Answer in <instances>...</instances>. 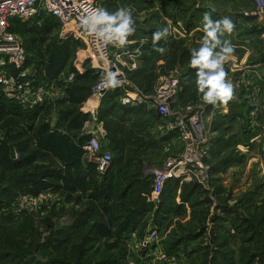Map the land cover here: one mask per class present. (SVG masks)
<instances>
[{"label": "rangeland", "instance_id": "rangeland-1", "mask_svg": "<svg viewBox=\"0 0 264 264\" xmlns=\"http://www.w3.org/2000/svg\"><path fill=\"white\" fill-rule=\"evenodd\" d=\"M140 1L108 0L103 8L109 13H114L121 7L130 8L136 30L129 37L139 41L146 38L147 41L143 44L146 43L144 46H149V43L151 44L149 34L154 31L153 28L160 30L165 26L162 24L163 21L158 22L165 13H155L144 4L147 1ZM155 20L157 23H154ZM13 24L12 31L22 38L26 52L22 65L26 73L25 79L29 80L34 87H44L46 96L41 104V107L44 106L42 113L34 121L28 120V123H25L20 119L9 121L0 117V146L13 147V160H18L22 154H27V152L21 154L19 151L24 148L22 144L26 142L29 151L37 152L38 138L33 127L37 128L43 122L57 133H76L78 138L84 136L83 142L80 143V162L86 166L89 162L85 158V150L82 146L88 134L84 123L89 121L86 128L91 127L95 117L84 113L81 110L83 103L78 105L73 102L75 98L71 100L69 96L70 101L65 102L62 99L68 98L69 93L65 90H68L70 86H76L72 84L77 81L78 74H83L87 68L95 71L92 57L85 50V46L66 38L61 33L60 24L46 15L24 23ZM158 42L160 43H157L156 47L164 44L162 39ZM133 53H138L137 48ZM172 53L174 52L169 50L162 56L164 61L167 60L165 65L161 64L164 61L158 63L159 56L156 54L155 61L150 65L149 63L142 65V72L139 71L136 62L131 63L130 68L135 69L130 73L131 76L128 78V72H124L126 79L131 82V89H137L149 95L152 94L158 81L168 77L176 79L180 90L183 84V87L187 89V97L194 101L202 100L201 97L194 96L196 95L195 72L191 78L183 82L181 72L170 70L174 64ZM8 69L7 72L11 74L17 73L15 68ZM58 72L62 73L60 79H58L60 74H57ZM252 74L250 77L246 74L241 75L236 80V88L243 94L246 93L251 100V111L244 124L246 123L249 132L250 130L254 132L253 143L250 144V135H247V138L242 136L235 148L225 151L224 154L227 155L221 156L220 161L229 162L219 166L221 163L217 162L218 157L213 151L215 120L211 117V113L206 115L202 111L199 122L205 150L202 162L208 167L203 179L192 175L188 178L181 175L170 178L164 183L157 199L151 198L155 171L161 169L168 159L179 154L182 143L174 131H166L164 128H159V125H155V135H157L155 140L157 143L160 141L166 143L164 148L158 147L157 150L152 151L142 148L125 153L126 158L138 160V157L147 151L150 159L146 166H144L145 163L134 165L128 173L136 172L138 178L142 174L146 175L149 177V183L137 181L133 188H129V184L136 181L137 177L126 176L123 180L118 178L113 182L114 177L111 181L113 184L116 183V186L112 188L108 185V180L104 184L105 174L99 175L97 172L96 174L92 172L93 181H95L90 184L92 194L105 192L108 199H102L104 196H101V193L100 199H96L93 203L94 210L92 208L85 219L79 216L82 215V210H86L91 200L86 197L87 193L84 190L70 188L66 179L62 178L56 182L53 177H47L44 181L46 186L43 187H36L28 182L11 183L12 190L8 191L6 196H0V231L14 230L18 232V239L16 241V235L10 236L7 246L0 249V252L10 251L11 254V259L2 260L0 264H25L31 257L38 260L39 264L49 263L50 257H55L64 264H95L103 259L109 260L106 264H264V165L258 170L254 168L257 173L262 172L257 174L260 180L254 178L251 185L247 187L240 181V177L244 176V171L240 170L246 166L250 150L258 143L257 138L261 140L264 138V118L261 119L259 115L261 114V95L264 92L260 84L258 86L254 84V79H260L262 75L259 71ZM49 75L56 76L49 77ZM67 75L72 76L74 80L65 83L63 76ZM249 78H253V83ZM87 83L90 81L85 84ZM92 83L93 81L90 84ZM110 91L112 90L110 89L104 95ZM0 95H2L1 92ZM92 95L94 96L93 92H91ZM10 104L24 109L16 102ZM187 105L193 106L195 111L204 109V104L193 101L181 102L178 98L171 108L173 107L175 115L183 117L182 108ZM205 105L208 106V104ZM36 108L32 106L30 110ZM66 108L72 110L79 108L83 114L87 115L79 129L67 130L68 120L65 121L64 115L62 116ZM135 126L142 127L140 123H136ZM222 131L225 132L224 129ZM222 149L225 148L222 147ZM156 155H159L157 166L153 162ZM234 162L236 168H241L236 172L240 176L238 181L218 182V178L221 177L218 171L225 173ZM53 164L52 167H59L62 170L61 174H65L63 165L58 160L53 159ZM147 167H149L148 170ZM90 169L91 166L88 167V170ZM2 170L3 167L0 165V175L3 173ZM13 173L16 174L13 171L6 172L5 177L9 179ZM223 176L224 174L222 178ZM141 196L145 197L148 205L145 210L135 214L134 205L141 200ZM102 205L105 206V210L102 209ZM126 218L128 222H131L130 226L118 237L112 235V231L106 233L103 230V226L108 225L112 220L118 219L117 222L119 220L122 222ZM78 224L82 225L78 227ZM82 226L84 230L81 229ZM20 227H30L32 235H29L28 231L20 230ZM70 227L74 229L70 231L69 242L59 243L63 238L64 230ZM109 228L113 229L114 226L111 224ZM3 233L5 234L4 231Z\"/></svg>", "mask_w": 264, "mask_h": 264}, {"label": "crops", "instance_id": "crops-1", "mask_svg": "<svg viewBox=\"0 0 264 264\" xmlns=\"http://www.w3.org/2000/svg\"><path fill=\"white\" fill-rule=\"evenodd\" d=\"M107 1L103 0V6ZM144 4L148 5L150 10L155 13H165V16H161L158 22L163 21L162 24L165 25L164 28L169 30V35L166 38H162L164 44L157 47L156 45L154 46L152 40L153 33L159 30L156 27L149 34L151 38V44L149 43V46H144L146 43L143 44L147 41L146 38L139 41L128 37V43L119 50L120 52H124L121 68L125 73H131L133 71L134 68H130L132 62H136L139 71L142 72V65L147 63L150 65V63L155 61L156 54L159 56V63L164 61L162 56L166 55L169 50H172L174 53L171 56H173L174 64H172L170 70L181 72V80L184 82L186 79L191 78L194 72L196 74L198 71L197 68L191 66L190 61L192 50L201 47L202 39L205 35L203 31L204 14L208 13L214 21L220 20L225 16L233 21L235 25L233 32L231 34L225 33L220 39L222 41H230L234 49L224 64L226 80L233 84L234 99L230 100L227 105L217 102L216 105L208 104L207 106L205 105L207 103L203 100L194 101L187 97V89L183 87V84L178 93V101H193L204 104L203 114L206 113L207 115V113H211V117L215 120L216 125L213 151L218 157L217 162L221 163L219 166L227 164L229 161H220L222 155L223 157L227 155L224 152L231 151L232 148H235L236 143H238V140L242 136L247 138V135H250V144H252L254 135L253 131L250 130L249 132L246 123L244 124L245 119L248 118L249 112L251 111V100L246 93L243 94L242 91L240 92L236 88V80L243 74L250 77V74L252 76L253 72L259 71L262 76L260 79H254V84L257 86L260 84L261 90L264 92V24L254 15L255 0H147ZM154 23H157V20ZM136 48L138 50L137 54L133 53ZM156 48H163L165 51L161 53L156 51ZM216 51H219V48ZM126 52L132 56L128 57ZM166 61L161 64L165 65ZM60 75L62 73L58 75V79L61 78ZM69 76H63L65 83L74 80L72 76ZM194 78L197 79V76ZM249 79L252 82L253 78ZM194 86L196 87V95L194 96L198 98L202 97V94L198 93L196 83ZM91 92L92 87L90 96L83 102L81 110L84 113L91 114L95 119L92 120V125L88 128L86 126L90 122L85 121L84 128L88 135L92 131H95L99 135L101 143L111 154L116 151L127 152L142 148H146L147 151L157 150L158 147L164 148L166 143L164 144V142L160 141L158 144L155 140L157 139L155 125L158 123L159 117L153 110L141 105H123L119 102V99L111 97L112 95L110 96L108 93L101 98H97L93 95L91 96ZM263 94L261 95V114H259L261 115V119L264 118ZM105 122L110 126V130L108 131H106L104 126ZM136 123H140L142 127L137 128L135 126ZM114 127H117L118 130L113 131L112 129ZM257 140L258 143L255 144V148L250 150L249 156L247 155L248 160L246 166L240 170L242 172L244 171V176L240 177L236 174L238 169L241 168H236L234 162L225 173L218 171V175L221 176L218 178V182H236L240 177V181L247 187V185H251L254 178L260 180V176L257 174H261L262 172L257 173L254 168L258 170L264 165V138L262 140L257 138ZM222 147L225 149L223 150ZM147 151L142 153L138 157V160H131L130 163L126 161H112L113 163L106 173L107 178H114L127 165H129L128 167H132L145 163L144 166H146V163L150 159L147 156ZM158 156L156 155L153 158L156 166L159 161ZM223 174L224 176L222 178Z\"/></svg>", "mask_w": 264, "mask_h": 264}, {"label": "built area", "instance_id": "built-area-1", "mask_svg": "<svg viewBox=\"0 0 264 264\" xmlns=\"http://www.w3.org/2000/svg\"><path fill=\"white\" fill-rule=\"evenodd\" d=\"M147 1V0H145ZM103 8V0H0V92L2 96L16 102L24 109L32 106H41L46 93L45 88L34 87L26 80V73L22 65L26 58L22 38L11 30L13 20L25 22L38 16H51L57 20L61 33L80 45L94 61V69L100 74L92 88L94 96L101 98L107 91L114 88H104L102 81L108 71L119 73L118 80L122 85L116 87L119 102L123 105H143L153 110L159 117L156 125L166 131H174L181 139V151L175 157L168 159L161 169L155 171V182L151 198L157 199L163 189L164 183L179 175L183 177L194 176L203 179L208 167L202 162L205 150L200 128L201 111H195L193 106L182 108L183 117L173 113L172 104L178 98L180 88L176 79L164 77L158 81L152 94L131 89V82L125 77L121 68L124 52L122 47L112 44L103 47L101 42L87 35L81 27L80 20L90 10ZM254 15L264 24V0H255ZM127 53V52H126ZM128 57L132 55L126 54ZM134 63V62H132ZM12 67L16 74L7 72ZM190 114L187 116V114ZM82 148L85 150L87 162L95 166L99 175H104L112 163L111 152L103 147L99 135L92 131Z\"/></svg>", "mask_w": 264, "mask_h": 264}, {"label": "trees", "instance_id": "trees-1", "mask_svg": "<svg viewBox=\"0 0 264 264\" xmlns=\"http://www.w3.org/2000/svg\"><path fill=\"white\" fill-rule=\"evenodd\" d=\"M50 19H52L53 21H56V19H54L51 16H47ZM18 22V23H24L21 22L19 20H13L12 22V26H11V30L14 26L13 23ZM15 33V32H14ZM76 43V42H75ZM90 70V69H89ZM88 68L83 72V74H78L77 75V81H74L72 85H76L74 87H71L68 90H65L68 94V98H63L62 101H70L75 98V103H78V105L82 104L85 99L88 97V95H90V90L91 87L94 86V84L96 83L98 77L100 76L99 73L95 72L94 70H90L89 71ZM60 72H58L57 74H59ZM139 73V72H138ZM56 74V75H57ZM55 75V76H56ZM55 76H50L49 77H55ZM127 76L129 78V76H131V74L128 72ZM131 79V78H130ZM133 80V79H132ZM83 81H93L92 84L83 82ZM76 82H78L76 84ZM71 85V84H69ZM74 90V92H72ZM119 90L118 89H114L110 92H108V95H112L111 97L113 98H119ZM70 96V98H69ZM103 100V99H102ZM13 102H10L9 100L5 99L2 95H0V117L9 120L10 119H20L24 120L25 123H28V120H32L34 121L35 118H39L40 114L42 113V108L44 106H38L36 109L34 110H30V109H22L21 107H19L18 105L15 104H10ZM62 113V112H61ZM64 115L65 117V121L68 120V128L67 130L70 131L72 128L75 129H79L82 125H83V121L87 118L86 114H83L79 108L77 109H70V108H66L63 113L62 116ZM105 129L106 131L110 130V126L107 125V123H104ZM9 130V128H7ZM113 131H117L118 128L114 127L112 129ZM33 131L36 134L38 140H37V152H31L29 151V149L27 148V142L22 144L23 145V149H19V151L21 152V154L24 152L27 154H22V156L18 159V160H13L12 159V149L13 147L10 148V146H0V165L3 167V170L1 172L0 175V196H3L7 194L8 191L12 190L13 185H10L11 183H14L16 181H20V182H28V183H33L36 187H43L46 186L45 179H47V177H53V179L57 182L60 179H66L68 181L67 184L70 185V188L75 189H82L85 191V193H87V198L89 200H91L90 204L87 205L86 210H82V215L79 216L81 219H85V217L87 216V214L90 213V211L94 210V206L93 203L94 201H96V199H100V195L102 193L101 196H104V198L102 199H108L107 194L104 192H99L96 194H92L91 192V188H90V184H92L93 182V173L92 172H96L95 170V166L93 164H87L86 166H84L81 162H80V155H81V148H80V143L83 142L84 140V136L79 137L76 133L74 134H60L57 133L55 130H51L48 127V124L45 123H41L40 126L38 125L37 128L33 127ZM111 137V136H110ZM28 141V140H27ZM38 149L39 152H38ZM127 152L124 151H116L114 155H112L114 157V159L112 160L113 162L116 160L117 161H125L127 163H130V161L133 158H126V154ZM26 155V156H25ZM112 157V158H113ZM41 158V160L39 159ZM53 159L58 160V162H60L63 165V169L65 171V174L62 175V170L58 167H52L53 164ZM13 160V161H12ZM43 163L44 165H40L38 163ZM49 162H45L48 161ZM44 161V162H41ZM112 162V163H113ZM38 163V164H37ZM51 165V166H50ZM91 166V169L88 170V167ZM129 165L126 166V168H124L121 173H118L117 176H115V179L113 182L116 181V179L118 180V178L120 180H123L124 178L129 177H137L138 173L136 172H132L130 171L128 173L129 169H132L134 166L132 167H128ZM39 168H43L42 170H40ZM88 170V171H87ZM16 172L13 173V175L11 177L6 178V172ZM20 172V174L18 173ZM96 174V173H95ZM104 184H106V181H109V184L112 188L114 186H116V183L113 184V182L111 181L112 179L107 178V175L105 174L104 177ZM138 178V177H137ZM106 179V180H105ZM119 180V184L121 183ZM145 182V183H149V177H146V175H141L139 176V178L136 181H133L132 184H129V188H133L134 185L136 184V182ZM70 182V184L68 183ZM112 182V183H110ZM8 185H6V184ZM4 184V185H3ZM88 185V186H87ZM88 187V188H87ZM34 189H38V188H34ZM107 191V190H106ZM121 196L123 197V193H121ZM141 200L139 202H137V204L134 205V207H136V209H134L135 214H137L140 210H145L146 206L148 205V203L145 200V197L140 198ZM138 207V208H137ZM102 209L105 210V206L102 205ZM118 219L116 220H112L108 225H104L103 226V230L106 231V233L108 231H112V235L115 236H119L120 233H124L125 231H127L128 226H130L131 222H128L127 218L124 221H118ZM111 224L114 226L113 229L109 228L111 226ZM82 224H80L81 226ZM78 224V227H80ZM22 231H28L29 235L31 234V228H27V227H20L19 228ZM74 228H69L68 230H64L63 234V238L60 239L59 243H66L69 242V240L71 239V232ZM82 230H84V226L81 227ZM3 231L5 232V234L3 233ZM16 235V241L18 239V232H15L14 230H1L0 231V249H4V247L7 246L10 236H14ZM27 238H30V236L26 235ZM74 244H72L73 246ZM79 247V245H78ZM2 251V250H1ZM10 251H2L0 252V261L2 260H9L10 258ZM27 262H25V264H39L38 260L34 259V258H30V260H26ZM49 263L47 264H64V262H61L59 260H56L55 257H50L48 258ZM109 260H101L100 262H96L95 264H106L108 263ZM78 264H82V263H78ZM86 264V263H84ZM89 264V263H88Z\"/></svg>", "mask_w": 264, "mask_h": 264}, {"label": "clouds", "instance_id": "clouds-1", "mask_svg": "<svg viewBox=\"0 0 264 264\" xmlns=\"http://www.w3.org/2000/svg\"><path fill=\"white\" fill-rule=\"evenodd\" d=\"M84 32L101 42L103 47L112 44L115 47H124L128 37L135 33L132 10L121 7L114 13H109L104 8L90 10L80 20ZM233 21L225 16L220 20H213L208 13L203 16V31L205 33L199 49H193L190 64L197 68L196 85L202 100L207 104L216 105L217 102L227 105L234 99L233 84L226 80L224 64L234 49L230 41H222L225 33L231 34L234 30ZM169 35L167 28L153 33L154 46L162 38ZM219 48V51L216 49ZM163 53L165 49L156 48ZM135 67V65H133ZM119 73L108 71L102 81L104 88H116L123 81L118 80Z\"/></svg>", "mask_w": 264, "mask_h": 264}]
</instances>
